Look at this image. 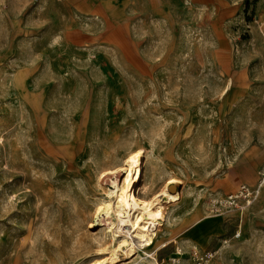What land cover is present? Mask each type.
Segmentation results:
<instances>
[{
  "label": "rangeland",
  "instance_id": "374dc122",
  "mask_svg": "<svg viewBox=\"0 0 264 264\" xmlns=\"http://www.w3.org/2000/svg\"><path fill=\"white\" fill-rule=\"evenodd\" d=\"M37 5L0 0V264H88L108 239L98 221L76 227L77 212L110 187L111 176L96 181L95 171L134 145L144 180L157 177L154 191L179 181L171 191L180 200L164 203L157 238L172 239L155 249L160 264H264V76L254 60L208 56L205 41L221 35L205 28L198 3L169 16V36L164 29L158 44L148 40L147 56H52L26 28ZM68 143L77 157L53 161ZM242 185L258 194L237 219L234 205L216 203Z\"/></svg>",
  "mask_w": 264,
  "mask_h": 264
},
{
  "label": "crops",
  "instance_id": "0c3cea01",
  "mask_svg": "<svg viewBox=\"0 0 264 264\" xmlns=\"http://www.w3.org/2000/svg\"><path fill=\"white\" fill-rule=\"evenodd\" d=\"M34 2L38 19L26 28L41 34L40 42L52 56H147L144 44L148 40L158 44L164 29L169 36V16L198 3L208 17L205 28L221 35L205 41L208 56H250L256 76H264V0Z\"/></svg>",
  "mask_w": 264,
  "mask_h": 264
},
{
  "label": "bare ground",
  "instance_id": "6f19581e",
  "mask_svg": "<svg viewBox=\"0 0 264 264\" xmlns=\"http://www.w3.org/2000/svg\"><path fill=\"white\" fill-rule=\"evenodd\" d=\"M226 89L228 90V85ZM42 126L46 128L44 123L39 124V128ZM84 133L85 131L81 134L74 133V136L71 135L69 140L74 139V137L78 138ZM46 142L48 145L53 144L48 140ZM66 148L67 150L69 149V152L67 151L68 153H66L67 155L61 158L57 154L52 157L53 161H59L69 166L71 161L77 156L75 151L71 150L69 143L66 146L57 147L61 151ZM113 153H108L106 158H113ZM46 155L51 157L52 153L47 151ZM143 155L142 148L134 145L126 149L121 158L115 156L113 161L111 159L102 169L98 166L100 169L95 171L96 181L101 180L100 178L106 175L111 176L110 187L104 192V197L95 201L92 207H81L82 209L76 215L75 226L78 227L81 223L88 222L89 227H92L98 221L99 225H102L101 228H103V238H107L108 241L102 242V240V243H98L97 251L99 254L90 259L88 264H116L118 261L125 259L133 262L134 256L140 258L149 256V264H160L158 260L160 256L155 252V249L161 244L166 247L164 243L172 239L160 241L157 238L158 233L165 230L164 222L166 221V216H168L165 208L167 206L164 203L168 205L171 203L176 204L180 200L177 193L171 191V187L179 181L169 177L164 181L160 189L154 191L157 177L152 175L148 181L144 180ZM243 179L247 182L252 181V177L249 174H245ZM259 183L264 184V176L259 180ZM136 190L138 191L137 195ZM212 202L215 204L216 200ZM250 204L245 203L242 206L229 207V215L238 219L240 211L248 208ZM237 210L239 211L237 212ZM212 214L224 215L219 214V212ZM202 220L196 223H200ZM243 224L244 221L242 220L238 227L242 229L244 227ZM175 244L177 245L174 249V254L177 257H181L182 248L179 243ZM193 251L196 254V248H193ZM212 257L213 255L199 257V260L207 263V259ZM174 261L176 260L174 259ZM161 264H166V262L162 260ZM178 264H180V259Z\"/></svg>",
  "mask_w": 264,
  "mask_h": 264
},
{
  "label": "built area",
  "instance_id": "2783aa9c",
  "mask_svg": "<svg viewBox=\"0 0 264 264\" xmlns=\"http://www.w3.org/2000/svg\"><path fill=\"white\" fill-rule=\"evenodd\" d=\"M238 195H235V196H228L225 200L221 201V202H217L216 204H220L222 206H232L234 205L237 206L238 204H236V200H238L239 198H242L244 199L246 202V204H249L250 203V200L252 199V197L255 196V194H258V191L256 190H253V189H250L248 188L247 186H240L239 190H238ZM244 203V204H245Z\"/></svg>",
  "mask_w": 264,
  "mask_h": 264
}]
</instances>
